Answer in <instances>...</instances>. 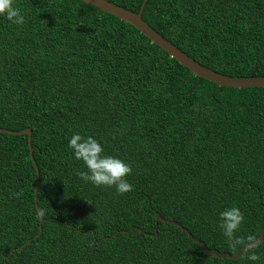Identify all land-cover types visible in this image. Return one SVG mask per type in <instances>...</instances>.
Segmentation results:
<instances>
[{
  "label": "trees",
  "instance_id": "16d2710c",
  "mask_svg": "<svg viewBox=\"0 0 264 264\" xmlns=\"http://www.w3.org/2000/svg\"><path fill=\"white\" fill-rule=\"evenodd\" d=\"M139 11L144 0H110ZM0 16V264H250L240 234L264 225V87L219 86L134 25L81 0H13ZM143 18L203 65L264 75V0H147ZM128 163L132 190L96 187L67 147L73 133ZM39 181L36 189L37 167ZM37 209H44L43 219ZM157 222V235L156 233ZM264 264V241L256 245Z\"/></svg>",
  "mask_w": 264,
  "mask_h": 264
},
{
  "label": "clouds",
  "instance_id": "9594fccd",
  "mask_svg": "<svg viewBox=\"0 0 264 264\" xmlns=\"http://www.w3.org/2000/svg\"><path fill=\"white\" fill-rule=\"evenodd\" d=\"M0 16L17 25L24 23V16L14 6L13 0H0ZM67 147L71 150L73 158L80 161L86 169L77 172L81 180L96 187L114 188L118 195L132 190L133 186L127 179L132 173L131 166L117 156L105 154L102 143L94 137L73 133L68 138ZM36 214L43 217L46 213L44 209H37ZM218 218L226 244L230 248L244 245L249 249L246 261L257 264L260 256L255 251L256 238L240 234L245 219L240 209L236 206L226 207L219 212Z\"/></svg>",
  "mask_w": 264,
  "mask_h": 264
},
{
  "label": "water",
  "instance_id": "95a60500",
  "mask_svg": "<svg viewBox=\"0 0 264 264\" xmlns=\"http://www.w3.org/2000/svg\"><path fill=\"white\" fill-rule=\"evenodd\" d=\"M88 4H91L105 12H108L132 25H134L137 29H139L144 35H146L153 43H156L160 47H162L169 55L175 58L177 61L182 63L184 66L189 68L194 74L199 77H204L212 82H215L219 86H231V87H264V75H251V76H237V75H228L217 70H214L206 65H203L196 59L192 58L185 51L175 45L172 41L164 37L161 33H159L154 27H152L144 18H143V9L147 0H144L142 6L139 11H133L124 6L116 4L110 0H81ZM0 132H7L12 134H27L29 147L31 151V155H33L32 148V131L31 128H25L22 130H12L7 128L0 127ZM37 167V165H36ZM37 180H36V189L39 181V170L37 167ZM43 219V217H41ZM163 220L167 223L177 225L181 227L184 231L188 232L190 236L197 240L200 243L206 254H214L219 258H230L236 259L239 258L242 253L247 249L242 245L238 251L233 254L230 252L219 251L216 248H209L202 240L196 239L189 232L187 228L181 225L178 221L173 219L164 218L160 213H156V220ZM157 235V222H156V233ZM257 245L264 241V225L260 231L258 236Z\"/></svg>",
  "mask_w": 264,
  "mask_h": 264
}]
</instances>
